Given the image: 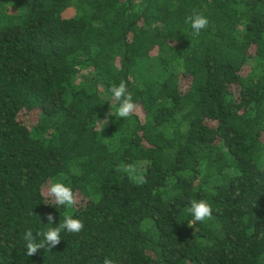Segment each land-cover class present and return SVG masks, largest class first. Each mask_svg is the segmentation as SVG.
Instances as JSON below:
<instances>
[{
  "label": "trees",
  "instance_id": "16d2710c",
  "mask_svg": "<svg viewBox=\"0 0 264 264\" xmlns=\"http://www.w3.org/2000/svg\"><path fill=\"white\" fill-rule=\"evenodd\" d=\"M49 214L84 228L28 256ZM106 260L264 264V0H0V264Z\"/></svg>",
  "mask_w": 264,
  "mask_h": 264
},
{
  "label": "clouds",
  "instance_id": "9594fccd",
  "mask_svg": "<svg viewBox=\"0 0 264 264\" xmlns=\"http://www.w3.org/2000/svg\"><path fill=\"white\" fill-rule=\"evenodd\" d=\"M186 23L190 24L192 32L195 36L208 27L209 21L207 17L202 14L196 13L186 17ZM110 98L118 105L116 115L121 118H128L133 113L136 104L133 100L132 94L128 91L124 82H121L118 86H112L109 89ZM98 120V119H97ZM102 123L101 131L108 122V117H104L103 120H98ZM47 196L54 201L56 209L57 207L72 208L76 204V198L73 190L66 186L64 183L54 181L47 186ZM188 215L191 216V223H203L212 218L213 209L211 204L205 200H192L190 206L186 209ZM48 227L43 232L33 233L28 230L24 233V241L26 242V252L28 256H32L40 249H52L58 245L61 241V232L66 231L69 233H79L83 230L84 224L80 219L73 218L72 216H65L64 221L59 226H53L54 217L52 215L47 216ZM105 264H110L109 261H105Z\"/></svg>",
  "mask_w": 264,
  "mask_h": 264
}]
</instances>
